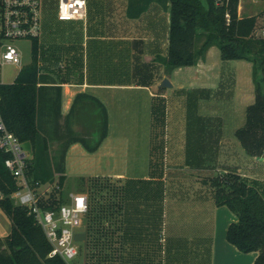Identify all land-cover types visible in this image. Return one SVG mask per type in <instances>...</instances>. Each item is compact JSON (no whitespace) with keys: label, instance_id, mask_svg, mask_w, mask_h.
<instances>
[{"label":"crops","instance_id":"obj_1","mask_svg":"<svg viewBox=\"0 0 264 264\" xmlns=\"http://www.w3.org/2000/svg\"><path fill=\"white\" fill-rule=\"evenodd\" d=\"M130 1L88 0L87 18L71 19L77 20L79 25L82 22L84 31L67 40H64L67 37L42 39V21V32L38 37L39 65L43 71H51L62 86L61 122L70 111L75 96L79 92H88L106 105L109 134L111 116L107 98L111 89L148 88L166 78L168 73L173 74L174 68L169 72L160 58L167 53V10L155 0L138 17H131L128 14ZM194 86L199 91L208 90L204 94L208 98L210 91L216 89L198 83ZM161 87L159 85L158 90ZM151 95L155 100L156 96L165 94L156 90ZM234 97L238 101L243 100L242 107L246 111L252 95L236 87ZM234 110L233 107L232 112ZM212 115L214 118L223 117L218 111ZM75 128L78 130L79 126ZM186 132L185 138L191 143L189 148L176 143L178 148L187 151L183 162H174L180 160L175 156L170 159L168 145L158 146L163 153L157 160L153 154L156 147L149 149L148 168L143 174L137 171L127 146L121 166H117L116 158L111 155L99 159L110 172L92 174L91 177L114 178L123 187L119 206L113 209L117 217L110 221L104 219L103 223L105 228L116 229L108 231V239L115 248V264H254L257 251L243 252L228 241V225L237 219V215L226 205L215 203L214 187L209 180L215 175L201 172L210 167L223 169L219 173L229 168L236 169L264 193V154L250 155L239 139L225 136L216 138L215 135L209 142L211 147H205L195 144L199 135L194 134V138L193 133L187 135ZM165 137L170 138V134L165 133ZM209 148H213L215 153L208 163L205 162V151ZM84 150L79 141L69 146L66 172L72 155L78 152L85 156ZM189 150L194 151L193 155ZM77 191L84 192L81 189L71 192ZM11 229L12 221L0 206V236L8 235Z\"/></svg>","mask_w":264,"mask_h":264},{"label":"trees","instance_id":"obj_2","mask_svg":"<svg viewBox=\"0 0 264 264\" xmlns=\"http://www.w3.org/2000/svg\"><path fill=\"white\" fill-rule=\"evenodd\" d=\"M152 1L155 0H131L129 16L138 17ZM156 1L169 16L167 53L160 57L169 72L179 66L196 64L213 45L219 46L223 59H246L253 63L255 99L246 106L245 122L236 128L235 135L246 153L263 155L264 35L257 34L256 29L264 26V8L257 14L239 16V0ZM33 39L32 61L21 68L13 82H0V113L8 129L22 143L30 145L27 172L32 183L57 180L62 187L69 146L79 141L86 149L96 150L108 134V111L95 95L79 92L61 122L62 86L51 71L41 69L39 38ZM91 127L100 130L95 142L87 130ZM9 156L0 150V191L3 193L0 206L12 221L10 233L0 236V264H67L62 257L49 255L52 245L42 226L28 207L16 204L11 197L18 183L5 164ZM38 164L49 169L53 178L38 174ZM209 180L214 187L215 203L226 205L237 215L228 225V241L243 252L257 251L254 264H264V193L232 168ZM85 183L87 189L85 186L81 190L89 193L90 199L86 218L87 262L115 264V248L108 239L114 228H105L103 223L104 219L110 221L117 217L113 209L119 206L123 187L107 177H90ZM66 200L61 191L59 197L50 198V204L57 206ZM91 242L94 245L89 251Z\"/></svg>","mask_w":264,"mask_h":264},{"label":"rangeland","instance_id":"obj_3","mask_svg":"<svg viewBox=\"0 0 264 264\" xmlns=\"http://www.w3.org/2000/svg\"><path fill=\"white\" fill-rule=\"evenodd\" d=\"M263 8L264 0H239L238 14L239 16L253 15L262 11ZM42 21V39L47 37L59 40L67 37L64 39L67 40L68 37L84 31L82 22L79 25L77 20L61 19L58 16V0H42ZM263 27L256 29V33L264 35ZM33 41V38L14 41L21 51L22 66L12 62L0 63V82H13L21 68L32 61ZM80 48L83 50V47ZM196 64L174 68L172 75L167 74L173 85L162 86L161 90H158V87L164 77L148 88L141 86L135 89H111V95H108L107 98L111 116L108 137L103 139L96 150L91 151L85 148L84 151L87 153L85 156L78 152L72 155L69 169L65 172L62 194L68 197L72 190H80L85 186L87 189L88 184L85 181L92 174L100 175L103 172L106 174L110 172L99 161L104 155H111L116 158L117 166H121L124 161L123 151L126 146L132 154L131 159H134L137 171L139 174H143L148 168L149 149L151 147H156L153 149L155 160L159 158V154L162 156L163 151L161 152V150L164 145H168L170 147L168 151L170 159L175 156V158L179 157L181 161L176 160L174 162H183L187 151L184 148H178L177 144L189 148V140L184 135L186 131L187 135L193 133L194 138L196 137L194 134L199 135L198 142L195 144L205 145V147L207 145L211 147L212 143L209 142L215 135L216 138L220 136L237 138L234 129L243 125L246 111L242 107L243 100L235 99V89L239 87V90H246L252 95V100L250 99L251 101L248 103L254 101L253 63L246 59H223L219 46L214 45L211 47L207 59L200 58ZM198 78L200 80H197ZM197 83L209 87L213 86L216 89L213 92L210 91L211 95L208 98L204 96L208 90L199 91L195 86L193 87ZM156 90L160 93L161 91L164 92L165 95L156 96L154 100L151 93ZM233 107L235 108L234 112H232ZM216 111L222 113L223 117H212ZM239 118L241 121L238 122L237 119ZM165 133H169L170 138L165 137ZM175 135L176 141L173 150ZM22 144L26 149L31 150L28 142ZM158 146H162V148L159 149ZM83 147L85 146L83 145ZM213 150V148H209L205 151V162L209 163L210 159L214 157L215 151ZM189 152L193 155L194 151L189 150ZM186 170L188 171V168ZM221 170L223 169L210 167L201 173L217 175ZM37 172L44 177L53 178L49 169H44L42 165L38 164ZM55 177L58 178L57 175ZM113 180L110 179L115 183L118 182L117 179L113 178ZM48 183L51 182L42 184ZM93 245L91 242L88 247L89 251L92 250ZM80 257L81 255L75 258L73 262L83 264L84 259H80ZM88 263L92 264V261H88Z\"/></svg>","mask_w":264,"mask_h":264},{"label":"built area","instance_id":"obj_4","mask_svg":"<svg viewBox=\"0 0 264 264\" xmlns=\"http://www.w3.org/2000/svg\"><path fill=\"white\" fill-rule=\"evenodd\" d=\"M87 13L88 0H58V16L61 19L85 20ZM41 32L42 0H0V63L12 62L21 67V51L14 41L39 37ZM0 150L10 154L5 164L18 183L11 197L16 204L28 207L42 226L52 245L49 255L60 256L67 264H76L73 260L79 255L80 259H84L83 242L75 239V233L87 230L89 239L86 224L90 208L89 193L71 192L60 205H51L50 198L60 196L61 185L57 180L53 184L32 183L27 172L31 153L19 137L8 129L1 113ZM0 197H3L1 191ZM86 264H89L87 258Z\"/></svg>","mask_w":264,"mask_h":264},{"label":"water","instance_id":"obj_5","mask_svg":"<svg viewBox=\"0 0 264 264\" xmlns=\"http://www.w3.org/2000/svg\"><path fill=\"white\" fill-rule=\"evenodd\" d=\"M160 86H172V82L169 80V78H164L161 82ZM88 131L92 133V137L94 138L93 142H95L99 138L100 130L99 128H88ZM75 239L78 241L83 242V258H84V264H86V257H87V242H88V231H77L75 233Z\"/></svg>","mask_w":264,"mask_h":264}]
</instances>
